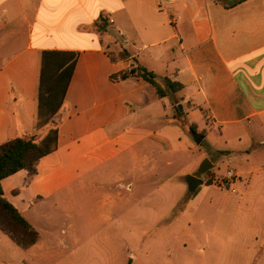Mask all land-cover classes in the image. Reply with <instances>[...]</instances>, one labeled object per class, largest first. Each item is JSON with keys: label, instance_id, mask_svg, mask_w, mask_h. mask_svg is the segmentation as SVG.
I'll use <instances>...</instances> for the list:
<instances>
[{"label": "crops", "instance_id": "0c3cea01", "mask_svg": "<svg viewBox=\"0 0 264 264\" xmlns=\"http://www.w3.org/2000/svg\"><path fill=\"white\" fill-rule=\"evenodd\" d=\"M44 51L79 58L58 149L34 176L22 170L2 181L5 198L39 232L29 250L46 246L42 233H74L79 215L91 231L112 222L119 205L173 212L176 158L190 144L181 104L187 128H209L202 135L211 151L219 142L242 146L229 150L240 179H264V0H0V145L38 132ZM134 59L184 89L161 99L144 79H122ZM66 244L57 241L62 252Z\"/></svg>", "mask_w": 264, "mask_h": 264}, {"label": "rangeland", "instance_id": "374dc122", "mask_svg": "<svg viewBox=\"0 0 264 264\" xmlns=\"http://www.w3.org/2000/svg\"><path fill=\"white\" fill-rule=\"evenodd\" d=\"M110 32L115 41L125 45L116 29ZM181 105L183 122L188 125L186 107ZM52 128L38 130L39 140ZM189 128L185 129L188 154L176 158L173 171L175 202L169 215H139L130 212L129 206L119 205L112 222H100L91 231L81 226L85 215H79L80 226L74 233H42L46 246L35 250L19 247L0 231V264H264V179H240L235 185L238 195L217 186V180L233 166L229 156L235 153L229 150L242 146L236 142L226 148L219 142L211 151L209 140L198 145L193 137L209 128L194 127L193 133ZM206 159L214 167L202 175L204 185L199 191L190 194L186 178L198 175ZM162 206L160 202L159 209ZM57 241H66L68 250L62 252ZM65 254L75 256L67 258Z\"/></svg>", "mask_w": 264, "mask_h": 264}, {"label": "trees", "instance_id": "16d2710c", "mask_svg": "<svg viewBox=\"0 0 264 264\" xmlns=\"http://www.w3.org/2000/svg\"><path fill=\"white\" fill-rule=\"evenodd\" d=\"M226 7H234L246 0H234ZM99 27L106 31L107 24ZM130 55L123 52L122 60L129 59ZM79 54L75 52L44 51L41 56V75L38 98V111L36 115V130H41L49 125V130L43 140L37 134H26L0 145V231L11 238L19 247L28 250L36 245L40 239L39 232L23 217V215L5 198L2 181L16 173L25 170L30 176L37 173L39 161L58 149L60 114L65 104ZM144 79L154 86L158 96L163 99L170 94H176L184 89L178 82L168 78L159 79L158 76L138 64L134 59L132 68L128 73H122L121 78L129 76ZM181 116L180 108H176ZM181 127L187 130V124L181 122ZM195 132L194 127L189 128Z\"/></svg>", "mask_w": 264, "mask_h": 264}, {"label": "water", "instance_id": "95a60500", "mask_svg": "<svg viewBox=\"0 0 264 264\" xmlns=\"http://www.w3.org/2000/svg\"><path fill=\"white\" fill-rule=\"evenodd\" d=\"M180 110L182 111V107H179ZM194 140L195 142L200 145L204 139V136L202 134H193ZM214 167L213 162L210 159H206L199 172L198 175L194 176V175H189L186 178V182L188 185V189H189V193L190 194H196L199 189L204 185L203 180L201 179L202 175H206L209 171H211Z\"/></svg>", "mask_w": 264, "mask_h": 264}, {"label": "built area", "instance_id": "2783aa9c", "mask_svg": "<svg viewBox=\"0 0 264 264\" xmlns=\"http://www.w3.org/2000/svg\"><path fill=\"white\" fill-rule=\"evenodd\" d=\"M239 180L240 176L238 175L237 171L234 168L229 167L225 175L217 180L216 185L220 186L227 192L238 195L240 192L235 185Z\"/></svg>", "mask_w": 264, "mask_h": 264}, {"label": "flooded vegetation", "instance_id": "af4514ba", "mask_svg": "<svg viewBox=\"0 0 264 264\" xmlns=\"http://www.w3.org/2000/svg\"><path fill=\"white\" fill-rule=\"evenodd\" d=\"M201 179H202V177H201Z\"/></svg>", "mask_w": 264, "mask_h": 264}]
</instances>
